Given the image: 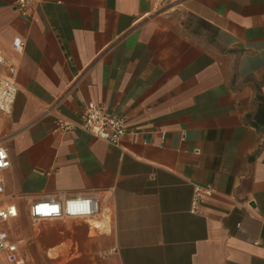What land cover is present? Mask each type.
<instances>
[{"label": "crops", "instance_id": "1", "mask_svg": "<svg viewBox=\"0 0 264 264\" xmlns=\"http://www.w3.org/2000/svg\"><path fill=\"white\" fill-rule=\"evenodd\" d=\"M0 50L1 227L25 264H264V0H44L31 19L0 0ZM88 102L126 119L118 144L55 130ZM91 192V216L30 226L32 201Z\"/></svg>", "mask_w": 264, "mask_h": 264}, {"label": "built area", "instance_id": "2", "mask_svg": "<svg viewBox=\"0 0 264 264\" xmlns=\"http://www.w3.org/2000/svg\"><path fill=\"white\" fill-rule=\"evenodd\" d=\"M44 0H13L14 9L21 16L32 18L33 9ZM24 42L19 37L12 40V48L21 52ZM16 65L0 50V112L10 115L17 94ZM51 111V110H47ZM55 130L65 132L82 130L111 144H118L128 132L127 121L122 115L112 113L104 106L88 102L76 121L54 115ZM6 137H0V193L3 191L2 173L10 166L8 150L4 144ZM209 193V187L195 185L191 200V210L195 211L200 194ZM96 192L87 195L68 198H47L34 200L28 207V215L32 222H44L61 218H86L98 211ZM17 216L15 205L0 207V252L4 253L7 261L12 264H25L18 249L19 242L10 237L1 224Z\"/></svg>", "mask_w": 264, "mask_h": 264}, {"label": "rangeland", "instance_id": "3", "mask_svg": "<svg viewBox=\"0 0 264 264\" xmlns=\"http://www.w3.org/2000/svg\"><path fill=\"white\" fill-rule=\"evenodd\" d=\"M42 223L43 222H32V220H31L30 226L34 227V226H38V225H40ZM21 249H22L23 254L25 253V254H27L29 256L30 252L28 250V247L24 248L23 245H22ZM33 250L35 251V248ZM33 253L37 254V252H33ZM26 264H43V263H40L39 261H36V262L35 261H30V258L28 257V261L26 262ZM44 264H46V263H44Z\"/></svg>", "mask_w": 264, "mask_h": 264}]
</instances>
